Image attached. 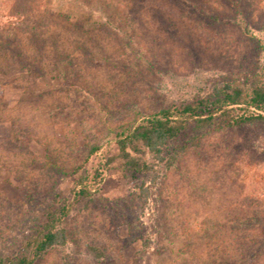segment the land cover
I'll return each instance as SVG.
<instances>
[{"label": "rangeland", "instance_id": "1", "mask_svg": "<svg viewBox=\"0 0 264 264\" xmlns=\"http://www.w3.org/2000/svg\"><path fill=\"white\" fill-rule=\"evenodd\" d=\"M117 1L0 0V32L14 26L27 37L35 20L50 13L97 28L116 21L114 9L106 12L104 5ZM203 1L212 12L226 9L222 0ZM184 2L183 11L172 1L152 0L145 13L132 15L133 24L128 23L129 29L137 27L140 37L128 29L121 46L113 39L103 42L102 57L130 68V76L115 71V84L109 81L112 73L92 70L96 78L88 77L86 85L81 81L75 89L71 84L77 70L85 68L80 62L60 64L42 78H29L18 68L0 73V253L9 252L28 231L54 190L66 202L73 201L78 176L42 169L39 165L46 163L49 152L62 166L71 167L96 142L101 150L86 167L92 171L117 153L118 126H126L137 108L147 115L163 105L190 101L215 83L243 80L249 74L246 59L251 50L239 28L246 27L243 17L237 18V27L220 26L211 22L206 7L199 14L194 4ZM250 3V31L264 40L263 32L254 28L264 24V0ZM157 6L166 11V26L154 15ZM63 81L71 85L68 92L60 90ZM88 83L106 88L96 95L93 91L99 93L100 88L92 90ZM28 134L31 143L21 147L18 139ZM141 182L152 185V177H126L115 163L104 175L96 202L71 213L67 247L52 251L41 264L220 261L230 252L228 227L234 216L264 210V130L246 127L205 139L198 152L162 169L147 203L139 197ZM88 245L100 248L104 257L95 259Z\"/></svg>", "mask_w": 264, "mask_h": 264}, {"label": "trees", "instance_id": "2", "mask_svg": "<svg viewBox=\"0 0 264 264\" xmlns=\"http://www.w3.org/2000/svg\"><path fill=\"white\" fill-rule=\"evenodd\" d=\"M85 1L104 4L105 0ZM150 1L118 0L117 3H110L115 6L108 3L104 9L106 12L114 9L116 21H109L93 29L87 28L82 21L73 22L64 14L50 13L48 17L35 20L36 25L27 37L19 35L14 26L3 30L0 32V73L18 68L28 72L29 78H42L50 75L60 64L80 62L85 68L77 70L78 75L71 84L75 89L81 81L86 85L88 77L96 78L92 70L112 73L109 81L115 84L118 82L115 80L118 78L114 76L115 71L130 76V68L121 62L113 65L112 59L102 57L101 54L106 55L103 50L106 44L103 42L113 39L114 44L121 46L122 35L129 30L137 38L140 37L141 32H137V27L129 29L128 23L133 22L132 15L139 17L145 13ZM160 1L164 3L166 0ZM167 1L176 3L183 11L184 1L191 2L200 10L197 12L199 14L207 6L203 0ZM222 2L225 11L212 12L206 7L210 20L220 26L237 27V18L243 17L246 27H238L251 50L246 59L249 74L243 80L226 79L215 83L209 91L195 95L190 101L163 105L147 115L137 108L126 126H118L121 131L115 134L117 153L99 161L92 171L86 167L101 150V145L96 142L88 145L82 159L71 167L62 166L57 157L49 152L46 163L39 165L42 169L64 177L78 176L72 190L73 201L66 202L62 194L54 190L52 200L32 220L28 231L12 243L9 252L0 253V264H41L52 251L64 250L71 237L68 227L71 213L76 208L88 209L96 202L104 175L115 163L126 177L131 176L134 180L141 176L152 177V185L147 186L141 182L137 187L140 199L147 203L151 197L150 190L156 186L162 169H171L180 157L193 151L198 152L205 139L246 127L264 130V40L250 31V0ZM165 14V10L156 7L154 15L166 26L168 19ZM254 28L264 34V24L258 23ZM77 54L82 57L79 58ZM88 84L92 90L100 88L99 93L93 91L96 95L106 88ZM71 85L63 81L60 90L68 92ZM2 120L0 118V122ZM32 139L33 136L28 134L25 139L18 141L21 147H28ZM243 214L235 215L231 226L222 225L230 231V252L224 254L220 261L205 264H264V210L252 213L250 217ZM88 250L97 260L104 257L103 251L96 246L88 245Z\"/></svg>", "mask_w": 264, "mask_h": 264}]
</instances>
